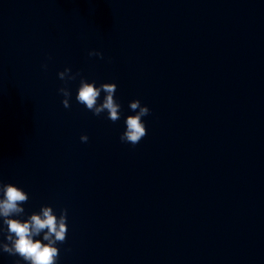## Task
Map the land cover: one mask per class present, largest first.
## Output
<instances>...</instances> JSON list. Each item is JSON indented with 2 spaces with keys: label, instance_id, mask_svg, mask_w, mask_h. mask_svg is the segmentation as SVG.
I'll list each match as a JSON object with an SVG mask.
<instances>
[{
  "label": "clouds",
  "instance_id": "1",
  "mask_svg": "<svg viewBox=\"0 0 264 264\" xmlns=\"http://www.w3.org/2000/svg\"><path fill=\"white\" fill-rule=\"evenodd\" d=\"M89 56H96L103 59V53L92 50ZM46 67V66H45ZM71 69L65 68L58 73V78L67 82L75 80L76 74H70ZM64 97L62 105L69 108L71 92L67 87L58 89ZM116 83H102L99 87L95 81L88 82L81 78L76 94V101L91 111L93 115L100 116L107 112V119L115 123L121 118V105L116 101ZM103 92L104 99L98 103ZM130 109L135 113L128 115L125 119L126 129L121 134L120 140L133 146L137 145L147 135V128L142 119L150 114V109L142 105L139 99L129 103ZM87 135H81V142L88 141ZM29 196L22 188L0 181V233L5 234V240H0V250L10 256H18L20 259L16 264H57L59 258L58 243L63 244L67 238V209H62L57 216L51 206H42L39 213H32L27 219H20L25 215L22 205L28 202ZM6 226V228H5ZM42 234V239L40 237Z\"/></svg>",
  "mask_w": 264,
  "mask_h": 264
}]
</instances>
